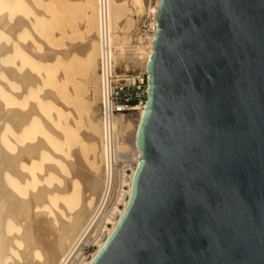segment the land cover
Wrapping results in <instances>:
<instances>
[{
  "label": "water",
  "instance_id": "95a60500",
  "mask_svg": "<svg viewBox=\"0 0 264 264\" xmlns=\"http://www.w3.org/2000/svg\"><path fill=\"white\" fill-rule=\"evenodd\" d=\"M140 163L92 264H264V0H160Z\"/></svg>",
  "mask_w": 264,
  "mask_h": 264
},
{
  "label": "bare ground",
  "instance_id": "6f19581e",
  "mask_svg": "<svg viewBox=\"0 0 264 264\" xmlns=\"http://www.w3.org/2000/svg\"><path fill=\"white\" fill-rule=\"evenodd\" d=\"M159 1L147 5L145 0H108L113 44L114 31L119 30L118 22L125 8H145L154 18V34L138 40L144 54L139 59L132 56L127 38L117 35L121 46L114 44L116 62H131L147 73L150 56L154 54ZM43 3L51 6L47 15L39 10ZM55 3L0 0V43L4 42L0 46V264H69L79 248L92 240L90 230L115 189L116 205L122 207L115 205L105 216V225L111 228L102 229L103 240L93 237L96 250L89 259L73 262L92 264L128 208L140 163L137 138L145 108L116 120L114 161L123 165L119 189L118 179H114L118 168L107 163L100 175L96 172L100 107L93 109L84 95L91 73L97 74V52L103 60L110 55L103 48L99 30L92 37L87 32L84 43L66 40L60 49L49 50L48 43L41 42L39 35L47 42L70 39L72 35L71 27L60 33L55 31ZM92 12H85L88 19ZM79 31L90 29L82 25ZM32 41L45 46L44 53H36ZM120 49L122 53L117 54ZM98 92L101 96V86L98 89L95 84L94 95ZM89 151L95 154L86 159ZM125 170L130 174L126 175ZM59 174L65 178L59 179ZM95 200L99 203L96 211Z\"/></svg>",
  "mask_w": 264,
  "mask_h": 264
},
{
  "label": "rangeland",
  "instance_id": "374dc122",
  "mask_svg": "<svg viewBox=\"0 0 264 264\" xmlns=\"http://www.w3.org/2000/svg\"><path fill=\"white\" fill-rule=\"evenodd\" d=\"M67 1H69V0H55L56 3H55L54 9L57 11L56 18L58 21V25L55 28V31H57V33L58 32L60 33V31L63 30L65 27H67V28L71 27V28H69L70 32L72 34L71 38L70 39H57V40L47 42V39H45L42 35H39L41 42L45 41L46 43H48L47 45H48L49 50L56 51V49H60L62 44L66 40H69L70 43H84V36L87 35V32H90V36L92 37L95 34H97V32L99 30L98 14H97V1L96 0H85L88 4H83L79 0H74L76 2H70L69 1L70 3ZM155 1L156 0H145V3L146 4L148 3L147 5H149L150 3H153ZM38 7H39V10H41V12L44 11V13H46V15L48 14L49 9L51 8V6L49 4H44V3ZM87 10L93 11L92 12L93 15L89 19L85 15V12ZM41 12L39 11V13H41ZM147 15H148V13H147L145 8L139 9V10L136 8H134V9L133 8L132 9L125 8L124 13L122 15V18L119 20L120 22H118L119 30L114 31V33L116 32L115 38H114V44L116 45V43H117L118 45H120V43L118 42L117 35H119V36L121 35L122 37H126L127 38V44L126 45L132 46L130 48V51L132 53V56L135 57L136 59H139V55L143 54V52L140 48V44L138 41L139 38L135 37V33L137 30H139V32L146 31V29L148 27ZM82 25H86L87 30L90 29V31H84V32L79 31V28H81ZM3 45H4V42H3V44L1 42L0 46H3ZM32 45L34 46L36 53L37 52H39L41 54L44 53L45 46H43V45L41 46L40 44L37 45L33 41H32ZM120 46H118V47H120ZM115 53H116V50H115ZM121 53L122 52L120 49V52H117V54H121ZM101 60H102V57L99 54V52H97V55H96V62H97V68H98V70L96 72L97 74L95 75V73L94 74L91 73L92 75H90L91 80H90V83L88 86V90H87L86 95H84L85 101L88 103V105H90L91 107H94L93 109H95V110L97 108L99 110V104H100V100H101V96H100L99 92L96 96L94 95L95 84L97 85L98 89H99V86H101L100 85L101 84V78H100V76H101L100 75ZM119 63L120 64L118 66H119V69L121 72H124V71H129V72L141 71V69H139V67L135 68L133 63L131 64V62H128L129 66L127 65V62L124 64V60H122V61L120 60ZM121 65H123V66H121ZM1 82L2 81H0V84H2ZM89 103H91V104H89ZM99 116H100V113H99ZM98 123L99 124L97 125V128L99 129L98 133L100 136V143H101L102 130H101L100 122H98ZM0 126H2V122H0ZM11 127L13 128V126H11ZM80 128L85 129V127H83V126H81ZM100 143H98L99 147L96 148V151L98 152V158H97L98 160L96 159V161L94 162L95 163L94 165L96 167V172L98 173V175H100L102 173V171L105 167L104 156H103L101 150L98 151L99 148L101 149ZM93 154H95V153H93L92 151L86 152V155H85L86 159L93 156ZM97 162H98V164H97ZM122 167H123L122 163H119L118 167H117L119 169V171L117 172L118 173L117 177H116V173H114V179L115 180L118 179V182H119L118 189L121 185V181L123 178V173L121 171ZM126 171L127 170H125V174L126 175L129 174L128 172L126 173ZM58 177H59V179L61 178V180H63L65 178L63 175H60V174ZM113 196H114V199H113ZM115 198H116V190L113 189L112 194H111V198L109 199L107 204L105 203V205L101 208V210H100L101 213H99V216H98L97 220L95 221L94 226L91 228L93 231L90 230L91 234L89 233V238H91V236H92V240H94L93 237H95L96 239L98 238V240H100V239L103 240L104 237L102 235H104V232H103L104 227L105 228H111V225H109V224L105 225V216L110 212V210L112 208H115L117 206ZM98 205H99L98 200H95V202L93 204V208L94 209L96 208V209L94 211H96L98 209L97 208ZM117 207L121 208L122 206L118 205ZM95 224H96V227H95ZM101 227H103V228H101ZM98 232H99V234H98ZM95 234H96V236H95ZM100 234H102L101 235L102 238H101ZM92 240L90 241V243L85 242V244H83L79 248L77 255L74 257V259H72L70 261L69 264H74L76 261H79L80 259L86 260V259H89L91 257V255L96 250V245ZM11 264H14V262H12Z\"/></svg>",
  "mask_w": 264,
  "mask_h": 264
},
{
  "label": "built area",
  "instance_id": "2783aa9c",
  "mask_svg": "<svg viewBox=\"0 0 264 264\" xmlns=\"http://www.w3.org/2000/svg\"><path fill=\"white\" fill-rule=\"evenodd\" d=\"M108 0H97V14L99 31L103 36V48L110 56L102 59L100 63L101 78V100L99 121L102 130L100 143L101 152L104 156L105 165H112L113 169L118 167L115 163L116 157V120L119 117L144 110L148 94V74L144 71L121 72L119 62H116V53L108 20ZM148 27L146 31H136L135 37L145 39L154 34L152 25L153 16L147 15ZM107 60V61H106ZM130 174L127 170L126 173ZM126 189V188H125Z\"/></svg>",
  "mask_w": 264,
  "mask_h": 264
}]
</instances>
